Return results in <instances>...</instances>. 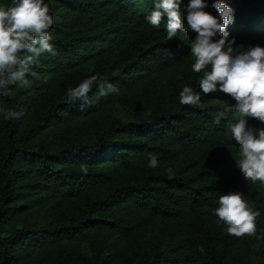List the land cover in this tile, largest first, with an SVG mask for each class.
I'll return each instance as SVG.
<instances>
[{
  "label": "trees",
  "instance_id": "1",
  "mask_svg": "<svg viewBox=\"0 0 264 264\" xmlns=\"http://www.w3.org/2000/svg\"><path fill=\"white\" fill-rule=\"evenodd\" d=\"M157 2L45 0L58 54L40 57L10 95L0 90V264H247L238 253L250 239L264 248V182L244 179L229 121L217 122L235 101L203 94L210 66L192 71L197 34L168 40L166 16L159 28L146 19ZM225 2L235 10L229 39L264 47V0ZM96 74L118 91L100 95L98 80L88 102L67 100ZM185 85L200 93L197 105L180 103ZM118 103L130 106L126 117ZM9 110L23 115L5 120ZM232 191L260 213L256 235L218 223L219 197Z\"/></svg>",
  "mask_w": 264,
  "mask_h": 264
},
{
  "label": "clouds",
  "instance_id": "2",
  "mask_svg": "<svg viewBox=\"0 0 264 264\" xmlns=\"http://www.w3.org/2000/svg\"><path fill=\"white\" fill-rule=\"evenodd\" d=\"M182 0H158L154 10L146 17L148 23L159 28L164 17L167 39L172 40L180 31L195 32L190 41L191 55L195 57L192 71H204L200 81L203 94L220 91L231 97L235 103L228 105L218 114L219 119L229 121L232 138L239 145V156H235L237 167L246 181L264 182V128L249 127L248 119L264 123V47L250 46L243 50L235 37L229 39L228 26L234 23L235 10L225 0H213L212 7L218 15L206 11V0H189L184 8L187 24L182 22ZM54 23L45 0H13L10 7L0 6V90L4 95L11 94V86L26 83L30 68L45 54L58 53L50 42V29ZM218 37V39H214ZM91 71V70H90ZM35 76L36 73L32 72ZM103 81L98 74L84 79L78 86L68 88L69 102H88L89 92L95 82ZM118 89L103 81L99 86L100 95L115 93ZM180 103L197 105L200 93L185 85L180 92ZM233 113L239 115L237 122H231ZM23 113L9 110L4 119H20ZM149 168L158 167L155 155L149 157ZM85 174L88 169L82 167ZM172 176V168L167 169ZM218 223L227 226V233L236 237L256 235L255 219L260 214L249 208L239 191L228 192L219 197L214 211ZM199 251H203L201 247Z\"/></svg>",
  "mask_w": 264,
  "mask_h": 264
},
{
  "label": "rangeland",
  "instance_id": "3",
  "mask_svg": "<svg viewBox=\"0 0 264 264\" xmlns=\"http://www.w3.org/2000/svg\"><path fill=\"white\" fill-rule=\"evenodd\" d=\"M132 4V7H137V4L140 0H129ZM25 83H21L19 85H24ZM116 113L119 115L126 117L131 109L130 106L126 103H118L115 108ZM238 119H233V123L237 122ZM229 123V122H228ZM249 127H253L248 123ZM227 129L230 131L228 128L227 124ZM239 146V145H238ZM241 258L244 260L245 263L247 264H263L264 263V248L263 245L260 244V241L255 240V239H250L247 242V246L243 248L241 253H238Z\"/></svg>",
  "mask_w": 264,
  "mask_h": 264
}]
</instances>
